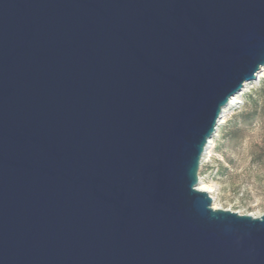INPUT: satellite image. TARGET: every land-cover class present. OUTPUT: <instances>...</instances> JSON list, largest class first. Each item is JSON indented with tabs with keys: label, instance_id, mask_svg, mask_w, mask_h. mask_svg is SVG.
<instances>
[{
	"label": "water",
	"instance_id": "obj_1",
	"mask_svg": "<svg viewBox=\"0 0 264 264\" xmlns=\"http://www.w3.org/2000/svg\"><path fill=\"white\" fill-rule=\"evenodd\" d=\"M263 68L264 0H0V264H264L197 189Z\"/></svg>",
	"mask_w": 264,
	"mask_h": 264
},
{
	"label": "rangeland",
	"instance_id": "obj_2",
	"mask_svg": "<svg viewBox=\"0 0 264 264\" xmlns=\"http://www.w3.org/2000/svg\"><path fill=\"white\" fill-rule=\"evenodd\" d=\"M260 75L243 88L240 109L226 110L198 170L201 181L214 186L217 208L253 217L264 214V71Z\"/></svg>",
	"mask_w": 264,
	"mask_h": 264
},
{
	"label": "bare ground",
	"instance_id": "obj_3",
	"mask_svg": "<svg viewBox=\"0 0 264 264\" xmlns=\"http://www.w3.org/2000/svg\"><path fill=\"white\" fill-rule=\"evenodd\" d=\"M264 71V68L256 75V78L255 79H259L260 77H261V73ZM245 87V86H244ZM243 87V88H244ZM243 90V89H242ZM237 104V101L236 100H234V98H232L230 101H229V103L227 104V105H230V106H234V105H236ZM226 108V107H225ZM225 108L222 110V112H221V116H220V118H219V120H218V122H217V125H218V123H219V121L222 119V117L224 116V114H225ZM216 130H217V126H216V129H215V132H214V134L212 135V137H211V139L208 141V143H207V146L205 147V150H204V153H203V155H202V158H201V160H200V164H202L203 162H204V159L207 157V156H209V150L213 147V137L215 136V133H216ZM200 166V165H199ZM197 189L199 190V191H201V192H205V193H207L210 197H211V199H212V209H214V210H216V209H219V208H217L216 207V205H215V199L211 196V194H212V192H214L215 191V188H214V186L212 185V184H207V183H204V182H202L201 181V179L199 178V183H198V187H197ZM262 216V215H261ZM260 216V217H261ZM253 217V216H252ZM254 218H259V217H254Z\"/></svg>",
	"mask_w": 264,
	"mask_h": 264
},
{
	"label": "built area",
	"instance_id": "obj_4",
	"mask_svg": "<svg viewBox=\"0 0 264 264\" xmlns=\"http://www.w3.org/2000/svg\"><path fill=\"white\" fill-rule=\"evenodd\" d=\"M242 93H243V90H242L238 95H236V96L234 97V100L237 101V104L234 105V106H230V105H228V106L225 108V111H226V110L236 111V110L240 109V107H241L242 104H243V101H242V98H241V97H242ZM225 113H226V112H225ZM206 159H207V160H206ZM208 159H209V156H207V157L204 159V162H203V163H207ZM203 163L200 164V165H203Z\"/></svg>",
	"mask_w": 264,
	"mask_h": 264
}]
</instances>
